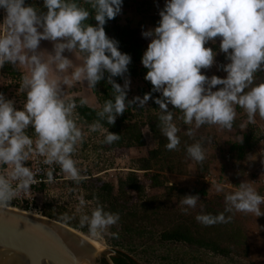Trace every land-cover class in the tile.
Segmentation results:
<instances>
[{
    "label": "clouds",
    "instance_id": "1",
    "mask_svg": "<svg viewBox=\"0 0 264 264\" xmlns=\"http://www.w3.org/2000/svg\"><path fill=\"white\" fill-rule=\"evenodd\" d=\"M85 2L90 10L77 0H43L46 11H38L25 0H0V9L5 13L0 69L6 63L29 69V74L22 76L21 88L26 92L23 109L18 110L13 99L0 93V166L12 165L10 171L0 173V208L35 182L34 173L25 166L33 151L44 157L43 164H58L77 184L85 179L72 158L76 145L84 138L74 118L76 104L65 98V88L73 82H86L95 89L106 78L111 85L112 98L104 102L97 112L98 119L89 125L93 132L102 129L101 120L114 125L126 108L140 109L153 100L159 106L158 127L170 151L178 149L180 138L169 105L183 113L180 119L184 124L194 123L197 129L205 124L231 129L236 105L246 111L250 123L255 122L257 114L264 119V82L254 83L255 74L264 71V0H165L158 12L157 26L141 31L142 37L150 41L141 63L147 69L144 79L152 89L143 98L132 99H127L132 58L122 53L119 41L109 38L105 31L107 22L121 14L123 0ZM90 19L95 20V25L88 22ZM216 38L227 63L216 64L217 53L206 47ZM42 41L51 43V51L41 49ZM76 51L83 56L79 67L65 54ZM214 64L226 73L225 77H209L202 72ZM70 68L73 71L69 75ZM53 72L55 75H50ZM116 77L123 80L122 85ZM87 102L80 100L81 105ZM29 127L34 129L35 139L26 134ZM187 135L193 136L191 128ZM120 138L108 131L104 143L111 145ZM186 151L198 163L205 159L201 141L187 146ZM53 171L49 168L46 172L49 183L53 182ZM216 190L222 191V185H216ZM199 199V194H188L181 204L194 209ZM225 202V212L235 209L254 212L257 217L264 215L260 210L264 197L250 183H240ZM85 203L80 197L81 208ZM63 219L73 217L65 215ZM119 219V213L106 211L97 200L90 215L82 214L79 222L87 226L91 236L99 237ZM196 220L205 226L228 222L224 213L213 215L203 210Z\"/></svg>",
    "mask_w": 264,
    "mask_h": 264
},
{
    "label": "trees",
    "instance_id": "2",
    "mask_svg": "<svg viewBox=\"0 0 264 264\" xmlns=\"http://www.w3.org/2000/svg\"><path fill=\"white\" fill-rule=\"evenodd\" d=\"M77 2L85 8H89L85 0H77ZM26 4L37 7L38 11H46L43 9V0H26ZM151 4L147 0L133 1V10L139 13L141 19L153 28L157 26L160 17L152 15ZM88 22L93 25L96 23L94 19H90ZM105 31L109 38L119 41V50L122 53L131 56L129 73L141 75L145 85L143 93L150 92L152 85L144 79L147 69L141 63L143 53L150 41L140 39L135 29L130 26L129 20L119 19L118 16L107 22ZM210 47L213 48V51L219 48L216 43H212ZM216 58L218 64L227 63L225 54L221 52ZM211 69L217 70V66L214 64ZM1 70L9 74L15 72V69H11L7 63ZM207 75L211 77V73ZM114 79L119 83L121 78ZM262 81L264 82V71L257 72L254 83L258 84ZM91 90L99 108L87 104L81 105L79 97L72 99V102L76 104L75 109L79 119L85 124H92L97 120V112L102 109L104 102L113 96L111 85L107 84L106 78ZM159 95V93H153V96ZM169 110L173 113V123L179 129L177 135L180 138L178 149L172 151L166 148L167 138L162 135L158 127V117L161 114L159 106L151 99L149 107L144 110L135 107L126 108L124 114L117 117L114 125L108 124L106 120L100 121L102 127L106 129V134L109 131L119 134L121 137L113 144H107L109 148L142 146L146 137L142 133L141 125L145 126L154 145L146 150L144 156L137 159L138 169L142 171L151 186L162 190L159 194L144 195L142 189L128 178L125 183L119 181L117 193L110 200L101 197L99 192H90L89 197L92 202L94 201L93 208L98 200L106 211L120 215L118 223L103 234L106 244L116 247L114 254L109 255L108 258L103 256L100 259L104 264H264L254 253L244 222L237 214L238 212L235 209L232 212H225V197L237 191L241 182L233 183L232 189L222 186L223 190L211 199L198 200L194 209L181 204L185 195L206 194L203 177L210 172L212 163L206 154V149L213 133L211 131L193 132V136L189 137L187 131L190 129V125L184 124L180 119L183 113L179 109L172 108L171 105H169ZM143 112L144 120L139 124L134 117L140 116ZM256 116L258 119H262L259 114ZM233 125L235 126L234 130L241 133V138L226 142L225 148L228 151L226 153H228L229 159L224 166L230 169H242V160L245 154L255 147L257 140L264 133L250 122L246 123L245 129L241 128L240 120H234ZM207 127L211 129L212 125L205 124L200 128L208 130ZM197 141L202 142L205 151V159L202 163L191 159L186 151L187 146ZM189 167L192 168L190 174L200 184L199 187H177L168 181L167 175H186L189 173ZM257 171L261 172V178H259L261 182L252 186L259 195L264 197V163L259 166ZM253 172V175L256 174L255 171ZM214 176L218 183L230 180L229 177L222 175V170ZM131 190L137 192L138 199L129 203L128 192ZM201 210L206 214L213 215L224 213L226 220L228 217L231 219L226 223L205 226L196 220V216L201 213ZM91 211L69 214L67 216L73 217V219L68 221H65L58 211L52 212L48 208H42L41 214L64 223L82 234L89 235L87 226L82 227L79 220L82 214L90 215ZM261 212H264V206ZM258 219L264 223V215L259 216ZM117 248L124 249V251Z\"/></svg>",
    "mask_w": 264,
    "mask_h": 264
},
{
    "label": "rangeland",
    "instance_id": "3",
    "mask_svg": "<svg viewBox=\"0 0 264 264\" xmlns=\"http://www.w3.org/2000/svg\"><path fill=\"white\" fill-rule=\"evenodd\" d=\"M133 1L142 2L144 0H123L121 14L117 16L119 17V19H128L130 26L135 29L137 36L142 40H146L142 37L141 31L147 30L152 27L148 25L143 19H141L139 13L133 10ZM4 15V10L0 9V34H3L4 30V26L2 24ZM212 43L213 42H209L206 47H210ZM215 43L219 47V38H216ZM51 48L52 45L50 42H41V49L51 51ZM214 52H216L218 56L220 54L219 48L214 50ZM65 54L69 55V58L72 60L74 66H82L83 56L81 53L76 51L71 54ZM44 59H48L47 51L44 52ZM216 64H218L217 61ZM7 65L11 69L21 71L23 75L29 74V69L27 66L17 64L15 67H13L10 64ZM207 70V72L204 70H202V72L206 75L211 73V76L217 75L222 78L226 76L225 72H217V70L215 69ZM72 71L73 69H68V74L70 75ZM50 75H55V73H50ZM130 78L131 90L128 92L127 99H132L134 96H140L141 98H143L145 94L143 93V90H145L143 78L139 74H130ZM119 83L122 85L123 80L120 79ZM65 92V98L67 100L73 101L72 99L77 97H79L80 99L84 98L88 101L86 103L87 105L99 108V104L96 101V97L92 92L91 88L87 86L86 82H73L71 86H67L65 88ZM147 107H149V101L147 105L142 109L144 110ZM235 109V120H240L241 128L245 129L246 123L249 122L247 118V113L239 105H236ZM143 116L144 112L140 114V116L137 115L136 117H134V119L137 120L139 124H141V121L144 120ZM252 124H255V127H257L258 130H260L262 133H264V119L260 120L256 116L255 122ZM77 125L81 128L82 132L84 133V138L81 143H78L76 145V151L73 153L72 158H75L74 160L77 162L76 167L80 170L81 175L84 176L85 179L81 180V182L77 184L69 178L68 174L65 173L60 175V179L56 180L55 183L47 184L46 186L41 187L38 190L39 193H37L36 195V200L38 201V203L41 204L42 208H48L52 212L58 211V213H60V215H62L63 217L65 215L73 213L92 210L94 201L92 202V199L89 197L90 192H99L101 197H106L110 200L117 193V186L119 181L121 180L123 181V183H125L127 182L128 178L131 179V181L137 187L142 189L144 195L161 193L162 190L160 188H155L151 186L148 180L143 175L142 171L138 169L137 159L141 156H144L146 150L153 147L154 145L152 140L149 138V134L146 132L145 126L141 125L142 133H144L146 137L145 142L142 146H121L109 148L107 144L104 143V138L106 135L105 131H90L89 125L91 124H85L83 122H79L77 123ZM234 127L235 126L233 125L231 129H226L219 125H212L211 129H208L207 127L208 130H206L205 128L197 129L194 123L190 125V128L195 133H204L205 131H211L213 133L212 138H210V140L208 141L206 154L210 158H212V156L218 157V159H220L224 164L226 163V161L224 160V153L228 152L225 148L226 142L228 140L241 138V133L235 131ZM254 151L256 152V154H259V156L262 157H260V159H264V152H260L256 147H254L252 150L245 154V157L242 160V169H232L237 174H235V176H229L230 180L226 183L230 184L225 185V182L221 183L224 184L222 185L223 187H225L226 189H232V185L235 182H247L250 183L251 186L261 182L259 179L261 178V172L257 171L259 167H250L251 164H249L248 159H245ZM224 164L222 165L224 166ZM191 170L192 168L189 167V173L186 175H167L168 181L177 187H199L200 184L190 174ZM253 171H255L256 174L253 175ZM209 173L212 176V180L210 181L203 179V182L205 183V192L208 189L209 194L207 195L206 193L205 195H199V201L211 199L213 196L219 194V192L215 193V191H217L215 187L218 183L216 177L214 176V173ZM233 179L237 180L233 181ZM212 184L215 186L213 187ZM128 193L130 196L129 203L137 201V192L135 190H131ZM80 197H83L86 202L83 208H81L79 205ZM263 206L264 204L260 205L261 211ZM237 212V214L241 217L242 221L244 222V226L249 236L251 246L254 248V253L259 258V260L264 263V223H262L258 219L257 215L254 212ZM90 237L97 240L104 246V250L99 256L100 258L103 256L108 258L109 255L112 254V251L116 249V247H110L106 244L103 235L99 237H93L90 235ZM119 250L124 251V249Z\"/></svg>",
    "mask_w": 264,
    "mask_h": 264
},
{
    "label": "water",
    "instance_id": "4",
    "mask_svg": "<svg viewBox=\"0 0 264 264\" xmlns=\"http://www.w3.org/2000/svg\"><path fill=\"white\" fill-rule=\"evenodd\" d=\"M0 208V264H104L92 241L49 217ZM114 254V251H112Z\"/></svg>",
    "mask_w": 264,
    "mask_h": 264
},
{
    "label": "built area",
    "instance_id": "5",
    "mask_svg": "<svg viewBox=\"0 0 264 264\" xmlns=\"http://www.w3.org/2000/svg\"><path fill=\"white\" fill-rule=\"evenodd\" d=\"M151 2V13L152 15L159 16V9H162V3L165 4V0H147ZM159 6V7H158ZM219 72H223L219 70ZM5 75V76H4ZM22 76L23 74L19 70H15L14 73H4L0 69V93H3L7 99H13L15 102V106L17 109H23V105L26 102V92L21 88L22 84ZM74 118L76 122H82L78 114L76 113V109L74 110ZM102 131H106L104 127L101 129ZM26 134L31 138L35 139L34 129L29 127L26 129ZM34 147V146H33ZM255 147L260 151L264 152V134L257 140ZM75 159V158H73ZM229 155L228 153H224V160L228 161ZM44 157L37 154L33 151L32 154L28 157L25 162V166L29 167L34 173L35 182L31 184L30 188L27 191H22L18 196H16L10 203L7 205L13 206L15 208L24 210L26 212L42 215V206L36 200V195L38 190L46 186L47 184L55 183L56 180L60 179V175L65 174L58 164L53 165H45L43 164ZM12 168V165H3L0 166V173H7ZM49 168L54 169L53 171V182L49 183L47 181L46 172ZM204 180H212V176L210 173H206L203 177ZM80 192V191H79ZM89 202V201H88ZM11 204V205H10Z\"/></svg>",
    "mask_w": 264,
    "mask_h": 264
},
{
    "label": "crops",
    "instance_id": "6",
    "mask_svg": "<svg viewBox=\"0 0 264 264\" xmlns=\"http://www.w3.org/2000/svg\"><path fill=\"white\" fill-rule=\"evenodd\" d=\"M259 154H256V152L254 151V152H252V154H250L248 157H246L245 159H248V162H249V164H251L250 165V167H252L253 166V168H256V167H259V166H261V164L264 162L263 160L264 159H260V157L261 156H259ZM262 158V157H261ZM211 159V161H212V163H211V168H210V172H212V173H214V174H218V172L220 171V170H222V175H224V177H229V176H235V174H237V173H235L232 169H230V168H227V167H225L224 166V168L223 169H221L222 168V164H224L220 159H218V157H214V156H212V158H210ZM263 161V162H262ZM243 164V163H242ZM253 164V165H252ZM232 172V173H231ZM234 180H237V179H233V181ZM227 182V181H226ZM225 182V185H228V184H230V183H226ZM224 185V184H221V183H217V185ZM212 186L214 187L215 185H213L212 184ZM211 186V187H212ZM216 188V187H215ZM217 191H215V193H216ZM206 193H207V195L209 194V191H208V189L206 190ZM11 205V204H10Z\"/></svg>",
    "mask_w": 264,
    "mask_h": 264
},
{
    "label": "bare ground",
    "instance_id": "7",
    "mask_svg": "<svg viewBox=\"0 0 264 264\" xmlns=\"http://www.w3.org/2000/svg\"><path fill=\"white\" fill-rule=\"evenodd\" d=\"M17 211H20V209H18ZM30 214H32V213H30ZM33 215L39 216V215H36V214H33ZM84 235L87 236L92 241L94 246L97 248V251H102L104 249V246L100 242H98L97 240H95L92 237H90V235H86V234H84Z\"/></svg>",
    "mask_w": 264,
    "mask_h": 264
}]
</instances>
